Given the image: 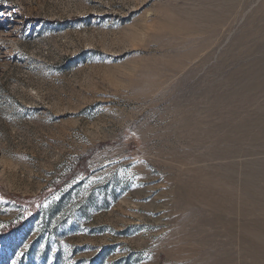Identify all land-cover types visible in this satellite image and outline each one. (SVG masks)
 <instances>
[{"label":"rangeland","instance_id":"obj_1","mask_svg":"<svg viewBox=\"0 0 264 264\" xmlns=\"http://www.w3.org/2000/svg\"><path fill=\"white\" fill-rule=\"evenodd\" d=\"M0 264H264V0H0Z\"/></svg>","mask_w":264,"mask_h":264}]
</instances>
